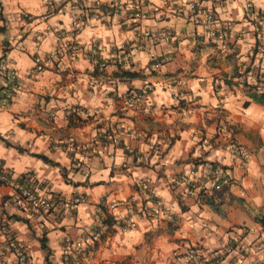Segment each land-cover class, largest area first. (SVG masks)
Returning <instances> with one entry per match:
<instances>
[{"label": "crops", "instance_id": "crops-1", "mask_svg": "<svg viewBox=\"0 0 264 264\" xmlns=\"http://www.w3.org/2000/svg\"><path fill=\"white\" fill-rule=\"evenodd\" d=\"M263 94L264 0H0V264L264 263Z\"/></svg>", "mask_w": 264, "mask_h": 264}, {"label": "built area", "instance_id": "built-area-1", "mask_svg": "<svg viewBox=\"0 0 264 264\" xmlns=\"http://www.w3.org/2000/svg\"><path fill=\"white\" fill-rule=\"evenodd\" d=\"M63 0H48L49 4H55L60 3ZM192 10H197V4L191 3L189 6ZM143 14L140 12L136 13V17L140 18ZM204 16H206V19L208 22H213L215 20L214 13H205ZM213 36H217L220 38L224 37L223 33H218L216 30L212 31ZM158 65V64H157ZM11 80L13 81V85L11 89L7 91V96L12 97L17 89L20 88L19 84L15 83L17 80V71L14 69L10 72ZM153 86H149L148 90H152ZM145 96L144 93H134L132 96L128 98V102L131 105L137 104L140 99ZM136 133V132H135ZM237 150L242 155L244 153L243 147L241 145L237 144ZM163 150L161 148L157 147V152H162ZM218 171L216 172V175L214 177L215 179V189L221 190L225 186L230 185L233 181V177L231 175V172H228L225 168H218ZM8 179V176L5 172L2 171L0 168V180L6 181ZM181 181L188 184L191 181V177L184 175L181 178ZM77 202L85 201V198L79 197L75 199ZM11 201L16 203L22 208H26L27 210L34 212V213H42L46 210H49L53 207L54 204V198L51 195V187L47 184H41L39 183L37 188L34 190L28 186H22L18 191H16L11 196ZM133 211H135V207H131ZM124 229H130L133 228V222L129 219H126L124 222ZM105 228H108V225L105 224ZM75 244L74 241L71 239H68L67 241V247H72V245ZM81 242H78L76 245L81 246ZM262 244H259L258 247H261ZM16 252L20 259V264H26V255L23 252V250L16 246ZM189 257L191 259V262L193 264H204L205 263V255L199 248L192 247L189 251ZM232 264H243L242 260H236ZM258 264H264V263H258Z\"/></svg>", "mask_w": 264, "mask_h": 264}, {"label": "trees", "instance_id": "trees-1", "mask_svg": "<svg viewBox=\"0 0 264 264\" xmlns=\"http://www.w3.org/2000/svg\"><path fill=\"white\" fill-rule=\"evenodd\" d=\"M263 95H264V94H263ZM261 97L263 98V96H260V98H261ZM262 98H261V99H262ZM40 156H41L43 159H45L46 161H48V162H53V160L49 159L48 157H46V156H44V155H40ZM44 246L47 247L45 243H44Z\"/></svg>", "mask_w": 264, "mask_h": 264}]
</instances>
